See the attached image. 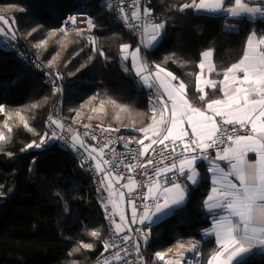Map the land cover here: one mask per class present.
I'll return each mask as SVG.
<instances>
[{
  "label": "trees",
  "instance_id": "16d2710c",
  "mask_svg": "<svg viewBox=\"0 0 264 264\" xmlns=\"http://www.w3.org/2000/svg\"><path fill=\"white\" fill-rule=\"evenodd\" d=\"M190 2L152 0L151 9L165 28L158 44L147 49L145 55L150 64L163 66L181 78L190 98L203 106L197 99L200 93L195 79L201 53L214 49L217 70L226 69L241 58L248 35L259 28L246 16L230 17L192 8L180 11L181 5ZM2 3L15 7L27 3L39 18H44L47 44L42 57L52 61L66 77V115L96 126L118 128L126 138H140L136 129L151 121L154 93L140 84L130 60L122 59L120 46L129 44L133 48L138 40L118 24L113 10L106 6L109 0H76L72 7L59 12L52 4L36 0H0ZM81 5L97 17L99 47L85 44L74 33L51 35L61 27V16ZM12 10L21 20L22 10ZM58 13L61 19L55 16ZM17 38L29 47L26 36ZM59 99L60 95L54 94V89L43 83L17 53L0 47V105L5 108L0 113V131L8 136L0 144V264H95L111 235L92 174L85 164L81 167L74 150L55 140H47L39 148L26 147L51 133L47 120L59 110ZM100 101L105 102L104 112H93V108L99 109ZM111 101L127 110L121 111ZM17 112L34 131L23 126ZM5 122L11 133L4 128ZM200 171V182L188 188L187 202L144 230L147 241L140 234L147 264H163L155 260V253L179 241L201 243L200 264H207L216 249L215 240L203 235L212 224L203 204L212 185L206 164H200ZM93 231L100 234L98 238L90 234ZM82 244H92L93 248L84 249ZM242 264H264V253L248 256Z\"/></svg>",
  "mask_w": 264,
  "mask_h": 264
},
{
  "label": "snow or ice",
  "instance_id": "6c2138e0",
  "mask_svg": "<svg viewBox=\"0 0 264 264\" xmlns=\"http://www.w3.org/2000/svg\"><path fill=\"white\" fill-rule=\"evenodd\" d=\"M119 5L116 10L125 25L129 28L142 27L141 44L146 48L152 47L161 36L165 23L149 21L132 24L130 19L141 21L140 0H133L128 5V8L132 9L130 17L125 10L124 0H119ZM106 6L113 8L111 3H107ZM189 8L196 11L223 13L230 17H264V4H249L246 0H231L229 3H226V0H191L190 3L181 5L180 11ZM151 15L152 10L145 7L143 17L149 18ZM78 21L86 23L87 29L74 28L77 35H82L85 30L91 31L95 27L90 17L80 20L77 15H69L64 19V26L54 30L51 35L55 36L59 32L67 36L69 31L67 25L75 26ZM14 24V19L9 23L8 18L0 16V36L15 40ZM35 31V28L32 29V32ZM28 34L31 35V33ZM90 39L95 44L94 38ZM46 44V40L41 41L36 47H43ZM130 49L129 44L120 46L122 59L126 61L131 59L135 74L149 89H155V99L151 101L150 109L151 123L136 129L143 133V138L129 140L124 144L126 149L128 144L133 142L139 146L136 150L128 149L130 153L135 151L131 159L137 162L124 164L123 160L117 161L115 149L110 148L114 141L109 140L102 145L93 146L86 145L78 132L71 137L73 148L79 146L87 152V156L82 157L81 167H84L89 160L95 161V170L103 173L101 184L107 182L105 190L109 193L108 203L113 208L112 216L119 215V222L114 218L111 221L114 234L120 236L129 222L134 224L137 219L140 223L146 220L151 221L152 217L158 214L166 215L182 205L186 199L187 188L186 185L177 181L183 176L191 184H198L201 177L196 165L197 161L202 160L208 163L207 171L211 174L212 185L203 201L205 209L212 214V226L204 230V235L214 236L216 243V249L212 252L207 264H242L244 257L250 255L254 249H264V34L258 35L255 31L251 32L246 39L241 58L226 69L217 70L212 60L213 50L209 49L201 53L202 59L197 65L201 71L195 75V79L196 91L200 93L197 99L202 103V107L188 98V86L183 81L173 83L178 78L160 65H155L157 71L150 72L149 65L140 57V48L137 47L131 51ZM100 55L104 53L101 51ZM206 65L207 75L204 73ZM124 70L128 71L127 68ZM213 73L222 75V79L210 78ZM205 86L211 90V96L215 98H210L209 92L205 91ZM58 91H60L59 88L54 89V94ZM217 93L220 95L217 96ZM99 103V109L93 108V112H104L105 102ZM111 103L121 111L127 110L126 106L116 105L115 101ZM4 111V106L0 105V113ZM16 115L19 116L25 128L34 131L21 113L17 112ZM116 118H119V114ZM49 120L57 129L65 128L60 120L51 116ZM83 126L90 127L88 124ZM4 128L9 133L12 132L7 122ZM104 131H119V129L108 128ZM84 135L87 136L88 133L85 132ZM52 139H64V137L58 136L53 130L50 136L47 133L42 136L39 143L33 141L26 147L39 148L47 140ZM91 139L98 138L93 135ZM7 140L8 136L5 132L0 131V144ZM145 141L150 142L145 143ZM106 148L114 154L112 159H105ZM158 148L159 151H157ZM210 150L215 151V156ZM150 152L159 159L149 158L144 163H140L137 158L149 156ZM250 153L255 154L254 160L249 159ZM221 161L226 163V168L221 166ZM105 165L108 167L105 168ZM148 166H153L155 178L148 177L147 193L143 196L145 203L142 205V214L137 216L138 209L135 201H128L132 204V217L129 221L123 211H119L120 202L124 200L125 193L116 189L115 185L120 184L121 188L132 193L139 187V182L133 177L125 178L122 172L116 170L121 167L128 171L141 168L145 169L144 174L148 175L146 171ZM169 173H172V176H169ZM124 179L128 182L121 184L120 182ZM149 200L151 204L146 202ZM90 234L97 238L100 235L96 231ZM120 238L125 243L130 240L128 235ZM144 239L146 241L147 236ZM187 244L190 247L185 248L184 243L178 245V249L183 251L178 250L173 253L174 264H183L184 252H194L198 248L196 241L189 240ZM81 246L89 250L93 248L92 244ZM110 248H119V245L114 241H104V250L108 251ZM76 251H79V248ZM120 251H126V249H120ZM120 251L114 252L111 258H105L102 264H112L113 260H123ZM136 251H139L138 245ZM155 255L158 259L165 260L167 254L157 252ZM140 259L142 260L143 257ZM168 264L173 262L168 261Z\"/></svg>",
  "mask_w": 264,
  "mask_h": 264
},
{
  "label": "built area",
  "instance_id": "2783aa9c",
  "mask_svg": "<svg viewBox=\"0 0 264 264\" xmlns=\"http://www.w3.org/2000/svg\"><path fill=\"white\" fill-rule=\"evenodd\" d=\"M109 2L113 5L112 10H113L114 17L116 21L118 22V24L122 28H124L126 31L134 35L137 38L139 45L144 48V45L141 44L143 28L142 27L140 28L127 27L125 25V22L121 19L119 12L116 10L120 6L119 0H109ZM132 2L133 0H124V7H125L126 12L129 14V17H130V13L132 9L128 8V5L131 4ZM151 4H152V0H140V10L142 14L141 21H131L130 19V23L141 24V23H147L149 21L158 23L159 22L158 16L153 11H152L151 17L149 18L143 17V9L145 7H148L151 9ZM69 15H77L80 18V20H84L85 18H88V17H90L93 20L95 27L91 31L85 30L83 34L80 36H82L85 39V41L89 44V46L98 47L100 44V37L98 34V22H97L96 17L92 14V12L86 6H83V5L74 7L68 10L62 16L61 27L64 26V19ZM67 28L69 29L68 32H75L73 30L74 28L87 29V25L86 23H80L78 21V23L75 26L68 24ZM90 38H94L95 44L91 42ZM0 47L17 53L22 58V60L26 63V65H28L31 69H33L40 75V78L43 83L53 87L54 89L56 88L61 89L63 87V83H64L63 73L58 69H55L49 65H46L43 61L34 57V55L27 48H25L17 38L15 40H11L3 36H0ZM148 64L150 65L149 62ZM154 70H155L154 66L150 65V71L153 72ZM154 98H155V95H154ZM51 117L54 119L60 120L65 125V128L63 130L57 129L55 125H51V121L48 118L47 125L49 129L51 131L55 130L58 136L64 137V139H55V141L64 148H72L81 161H82L83 156H87V152H85L84 149L79 148V146H77V148L72 147L71 137L74 133H77V132L80 134L81 137L84 138L86 145L99 146L104 143H107L109 140L114 141V143L110 145V148L115 149V156L117 158V161L123 160L124 164L137 162L131 159V156L135 154V151L130 153L128 149L136 150L138 149L139 146L135 142H133V143H129L128 149H126L124 147V144L127 143L129 140H137L138 138H126L121 134L120 130L119 131H104V129H108V128H111V129H118V128L96 126L90 123L81 122L78 119L67 116L64 112V97L59 101V110L57 111L55 115H51ZM85 124L90 125V127L84 128L83 125ZM69 129H71V131H69ZM85 132L88 133L87 136L84 135ZM93 135H95L98 139L97 140L91 139ZM121 137H123L124 139H120ZM166 143L170 144V142H166ZM104 151L106 153L105 159H112L114 154L109 150V148H106ZM157 151H159V148L157 149ZM177 151H179V149ZM210 151H212V154L215 153V151L213 150H210ZM149 158L159 159V157L152 155L151 152L149 156H145L143 158L138 157L137 159L139 160L140 163H144ZM165 163H169V161H165ZM94 164H95V161L89 160L85 164V166L92 174V177H93V180L95 182L96 189L98 192L100 203L103 206L105 217L107 219L109 229L111 230V235L108 237L107 241L109 242L114 241L115 244L119 245V248H110L108 251L104 250L102 254L98 257V259L95 261V264H102L105 258H111L113 253L116 251H120V249H126V251H120V255L123 257V260L121 261L113 260L112 264H127V262H131V264H146L145 256L143 254L142 246L140 243V234H142L143 232V226L139 223V220L137 219V222L134 223L131 228H129L130 230L125 229V231L121 233L120 236H116L114 234L112 230L113 224L111 221L113 218L116 220V215L114 217L112 216L113 208H112V205L108 203L109 193L108 191L105 190L107 182L105 181L103 185L101 184V180L103 179V173H98L95 170ZM158 166H163V165H158ZM107 167L108 166L105 165V168ZM116 171L122 172L125 178L133 177L139 182V187H137L136 190L132 193H129L127 189L121 188V190L124 191V193L129 199H131L132 201H135V206L138 209L137 216H139L143 212L142 205L143 203H145V201L143 200V196L144 194L147 193L146 185H147L148 177L153 176V178H155L153 174V166H148V168L146 169L148 175H145L144 174L145 169H141V168H136L133 171H128L127 169H124L123 167H121L120 169H117ZM168 175L172 176V173H169ZM124 180H127V179H124ZM177 182L187 185V180L183 176L179 177ZM146 202L149 204L152 203L150 200ZM123 235H128L130 237V240L127 243L121 240L120 237H122ZM137 245L139 246L138 252L136 251ZM157 252H160V251H157ZM140 257H143V259L141 260ZM155 258H156V255H155Z\"/></svg>",
  "mask_w": 264,
  "mask_h": 264
},
{
  "label": "rangeland",
  "instance_id": "374dc122",
  "mask_svg": "<svg viewBox=\"0 0 264 264\" xmlns=\"http://www.w3.org/2000/svg\"><path fill=\"white\" fill-rule=\"evenodd\" d=\"M29 1V0H28ZM76 0H36L37 3L39 4H47V3H50L53 5V8L55 10H59V11H62V10H66L70 7L73 6L74 2ZM27 3H25V5H20V6H8V5H3L0 4V16H3V17H6L9 19V23H11V21L14 19L15 20V24L13 25V28L15 30V34H16V38H17V35H24L27 37V39L30 41L29 43V47H27V49L34 55V57H36L37 59H40L41 61H43L46 65H49L55 69H58L60 70L58 67L54 66L53 65V62L52 61H46L43 59V52L44 50L46 49V45H44L43 47H36L37 44H39L41 41H45L44 37H45V32L44 30L46 29V27L43 25L44 23V18L38 16V13L37 11L34 10V8L32 6L30 7H27ZM75 7H78V6H75ZM20 9L22 11L20 12H23L22 13V17H21V28H20V22L18 21V18L19 16H17L13 10L10 11V9ZM74 8V7H73ZM72 9V8H71ZM89 9V8H88ZM36 10H40V6H37V9ZM90 10V9H89ZM58 11V12H59ZM91 11V10H90ZM92 12V11H91ZM45 15V12L43 13ZM93 14V13H92ZM94 15V14H93ZM57 18H60L61 14L58 13L55 15ZM95 16V15H94ZM13 17V18H12ZM62 17V16H61ZM96 17V16H95ZM61 19V18H60ZM97 19V17H96ZM98 22V20H97ZM98 26H99V23H98ZM36 29L35 32H32V29ZM28 33H31V35H29ZM68 33H74L76 34L75 32H68ZM77 35V34H76ZM78 38H80L81 41H84L85 44L89 45L85 39L80 36V35H77ZM18 39V38H17ZM100 43H101V40H100ZM86 45V46H87ZM100 45V44H99ZM139 45V43H138ZM99 47V46H98ZM143 48V47H142ZM63 77H64V83L66 82V77L65 75L63 74ZM64 83H63V87L60 89V91L56 92L57 94L60 95V99L59 101L65 97V86H64ZM53 88V87H52ZM54 89V88H53ZM65 100V99H64ZM59 101H58V105H59ZM64 106H65V101H64ZM57 113V112H56ZM55 113V114H56ZM53 114V115H55ZM66 114V113H65ZM68 116V115H67ZM70 117V116H69ZM77 119V118H75ZM79 120V119H78ZM81 122H84L82 120H80ZM87 123V122H85ZM49 128V127H48ZM51 131V130H50ZM52 132V131H51ZM51 133H49V136H50ZM83 140L84 138L81 137ZM55 139H52V141H54ZM145 237V235H144ZM144 239V238H143ZM145 241V239H144ZM147 241V240H146ZM187 241L189 240H186V241H179L178 243H176V245H174L173 247L171 248H168L166 250H160V252H164L166 253L167 255H173V253L177 252L178 250L179 251H183L182 249H178V245L180 243H184L185 244V248L187 247H190V245L187 244ZM193 241V240H192ZM198 249V248H197ZM171 250V252L169 251ZM196 251L194 252H189V251H185L184 254H189L193 257L194 259V263L197 264L198 263V259L196 258ZM155 256V255H154ZM145 260H146V264H147V259L145 257ZM156 261L158 262H162L163 264H165V260H159L157 257L155 258Z\"/></svg>",
  "mask_w": 264,
  "mask_h": 264
},
{
  "label": "crops",
  "instance_id": "0c3cea01",
  "mask_svg": "<svg viewBox=\"0 0 264 264\" xmlns=\"http://www.w3.org/2000/svg\"><path fill=\"white\" fill-rule=\"evenodd\" d=\"M229 2H231V0H226V3H229ZM246 2H248L249 4H264V0H246ZM205 12V11H204ZM249 18H251V19H253L255 22H256V24L258 25V28L259 29H255V30H253V31H255L258 35L259 34H264V18H262V17H260V16H257V17H255V18H252V17H249ZM159 23V22H158ZM252 31V32H253ZM162 33H163V30H162ZM162 33H161V36L158 38V41L157 42H155L154 43V45L152 46V47H144V48H142L140 45H138L137 44V46H135V47H133V48H131L130 49V51L131 50H134L135 48H137V47H139L140 48V57L142 58V60L143 61H145L147 64H148V61H147V59H146V55H145V51L147 50V49H150V48H153V47H155L157 44H158V42L160 41V39H161V37H162ZM207 50H209V49H207ZM211 50H213V57H212V60H213V62H214V57H215V50L214 49H211ZM206 51V50H205ZM201 59H202V57H201ZM130 60V62H131V59H129ZM200 62H201V60H200ZM199 62V63H200ZM131 65H132V62H131ZM149 65V64H148ZM151 66H152V64H150ZM150 65H149V71H150ZM154 66V68H155V65H153ZM162 68H164V69H166V71H169V72H171V73H173L177 78H178V80L177 81H173V83H178L179 81H183L181 78H179L173 71H171V70H169V69H167V68H165V67H163V66H161ZM133 69V68H132ZM155 71H157V69L155 68V70L153 71V72H155ZM201 70L199 69V72H200ZM135 72V71H134ZM150 72H152V71H150ZM204 73H205V75H207V65H206V67H205V69H204ZM161 75H163V73H161ZM138 77V76H137ZM139 78V81H140V84L145 88V89H147V90H150V91H152V93H154V95H155V89H149L146 85H144L143 84V82L141 81V79H140V77H138ZM210 78H212V79H216V80H220V79H222V75L221 76H219V77H216V76H214L213 74H211V76H210ZM184 82V81H183ZM185 83V82H184ZM186 84V83H185ZM187 85V84H186ZM208 90H210V89H208L206 86H205V91L206 92H209ZM154 95H153V100L155 99L154 98ZM187 95H188V98L194 103V104H196L191 98H190V96H189V92H188V87H187ZM220 94L219 93H217V96H219ZM213 98H215V97H213ZM197 105V104H196ZM197 106H200V105H197ZM202 107V106H201ZM149 123H151V121L149 122ZM147 126V125H146ZM145 127V126H144ZM139 133V136H140V138H138V139H141V138H143V133H141V132H138ZM150 141H145V143H149ZM213 156H215V153H213L212 154ZM249 159L250 160H254L255 159V154H252V153H250L249 154ZM201 163H204V164H206V167H207V169H208V163L206 162V161H197V165H196V167H197V170H198V172L200 173V177H201V171H200V164ZM220 164H221V166L222 167H225L226 168V163L225 162H223V161H221L220 162ZM105 167V166H104ZM208 173V176H209V178H210V181H211V174L209 173V172H207ZM128 181L127 180H122L120 183L121 184H123V183H127ZM195 185H197V184H195ZM195 185H193V184H191L190 182H188L187 181V185H186V188H187V194H186V199H185V201H184V203L182 204V205H180L179 207H181V206H183L186 202H187V200H188V188H189V186H195ZM115 188L116 189H119L120 191H122L121 190V187H120V184H116L115 185ZM124 192V191H123ZM131 199H129L127 196H126V194H125V197H124V200L122 201V202H120V207H119V211H123V213L125 214V216L129 219V221L131 220V217H132V204H130V203H128V201H130ZM132 201V200H131ZM178 208V207H177ZM176 209V208H175ZM207 214H209L210 215V217H211V220H212V214L211 213H209L206 209L204 210ZM172 212V211H171ZM171 212H168L166 215H159L158 214V216H154V217H152L151 218V221H145L144 223H140L142 226H143V231L144 230H149V228H150V226L152 225V224H154V223H156V222H158V221H160L161 219H163L164 217H166L168 214H170ZM116 221L117 222H119V215H116ZM133 226V223H128L127 224V226L125 227V229H129V228H131ZM211 226H212V224H211ZM211 226L209 227V228H211ZM209 228H207V229H209ZM141 235H144V232H142V234ZM203 235H204V231H203ZM204 238H213L214 240H215V238H214V236H205L204 235ZM140 240H142L141 239V237H140ZM144 240V239H143ZM194 241V240H193ZM197 242V241H196ZM140 243H141V241H140ZM200 250H201V243L200 242H198V249H197V252H196V258L198 259V263L197 264H200L199 263V257H200ZM255 253H264V249H260V248H257V249H254L253 251H252V253L250 254V255H248V256H251V255H253V254H255ZM248 256H245L244 257V259L245 258H247ZM209 260V259H208ZM195 264V263H194Z\"/></svg>",
  "mask_w": 264,
  "mask_h": 264
},
{
  "label": "bare ground",
  "instance_id": "6f19581e",
  "mask_svg": "<svg viewBox=\"0 0 264 264\" xmlns=\"http://www.w3.org/2000/svg\"><path fill=\"white\" fill-rule=\"evenodd\" d=\"M145 256V255H144ZM168 261H172L174 264L175 257L173 255H166L165 264H168ZM183 264H194V259L191 255L184 254Z\"/></svg>",
  "mask_w": 264,
  "mask_h": 264
},
{
  "label": "water",
  "instance_id": "95a60500",
  "mask_svg": "<svg viewBox=\"0 0 264 264\" xmlns=\"http://www.w3.org/2000/svg\"><path fill=\"white\" fill-rule=\"evenodd\" d=\"M189 255V254H188Z\"/></svg>",
  "mask_w": 264,
  "mask_h": 264
}]
</instances>
